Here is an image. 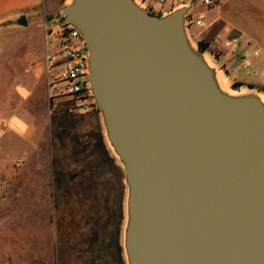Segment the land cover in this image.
I'll list each match as a JSON object with an SVG mask.
<instances>
[{
    "label": "water",
    "instance_id": "obj_1",
    "mask_svg": "<svg viewBox=\"0 0 264 264\" xmlns=\"http://www.w3.org/2000/svg\"><path fill=\"white\" fill-rule=\"evenodd\" d=\"M194 0H62L122 170L124 264H264V89L189 30ZM16 22L26 25L24 13Z\"/></svg>",
    "mask_w": 264,
    "mask_h": 264
},
{
    "label": "rangeland",
    "instance_id": "obj_2",
    "mask_svg": "<svg viewBox=\"0 0 264 264\" xmlns=\"http://www.w3.org/2000/svg\"><path fill=\"white\" fill-rule=\"evenodd\" d=\"M218 1L210 9L197 0L203 26L215 12L261 40L235 34L236 50L210 48L231 83L264 89V0ZM146 2L154 11L169 7ZM201 27L190 24L194 36ZM53 33L45 36L44 24L31 20H0V264H124L122 170L105 147L93 102L81 113L68 109L64 95L48 100L45 40L51 51Z\"/></svg>",
    "mask_w": 264,
    "mask_h": 264
},
{
    "label": "built area",
    "instance_id": "obj_3",
    "mask_svg": "<svg viewBox=\"0 0 264 264\" xmlns=\"http://www.w3.org/2000/svg\"><path fill=\"white\" fill-rule=\"evenodd\" d=\"M164 3L167 0H158ZM183 0H172L171 5ZM202 5H213L216 0H199ZM52 20L55 26L46 28V21ZM44 22L45 36L52 34L53 31L57 41L52 45V50L46 49L45 40L44 67L48 73L47 84L52 90L48 93V100L52 103L58 95H64L68 100L70 111L85 112L89 109L92 98L86 84V55L87 48L78 30L68 25L59 14L48 18ZM188 22L203 24V13L197 10V0H194V7L188 14ZM53 30V31H52ZM214 42L236 50L238 45L237 37L215 38ZM57 68V72L51 70Z\"/></svg>",
    "mask_w": 264,
    "mask_h": 264
},
{
    "label": "crops",
    "instance_id": "obj_4",
    "mask_svg": "<svg viewBox=\"0 0 264 264\" xmlns=\"http://www.w3.org/2000/svg\"><path fill=\"white\" fill-rule=\"evenodd\" d=\"M171 1L172 0H167L164 2L169 6L168 8L172 6ZM144 2L148 5L146 0H144ZM60 4L61 0H0V20H10V22H13L17 20L20 14L24 13L26 20H31L35 22L36 25H42L44 24L45 20L58 13ZM214 4L215 5H212L210 9H215L218 7L220 5V1L217 3L215 2ZM150 9L156 13L161 12L156 10L154 11V9L151 7ZM190 24L191 23H189V30ZM201 26L202 27L198 29L196 36L192 34L191 30L190 33L198 42L201 41L208 43V48L214 46L215 36L229 38L231 36H235V34L240 36L251 34L257 41L261 40L258 36L253 35L251 31L247 30L242 25L239 26L235 20L221 19L215 15V12L210 16V20H208L204 26L203 24ZM219 45H221V47L217 46L218 49L225 50L226 46L220 43ZM256 62L260 65L263 61L257 58ZM229 64L232 65V61H230Z\"/></svg>",
    "mask_w": 264,
    "mask_h": 264
},
{
    "label": "trees",
    "instance_id": "obj_5",
    "mask_svg": "<svg viewBox=\"0 0 264 264\" xmlns=\"http://www.w3.org/2000/svg\"><path fill=\"white\" fill-rule=\"evenodd\" d=\"M199 46H200V48L204 49V48H207L208 47V43L199 41ZM240 83H242V82L241 81H235L233 84L234 85H238Z\"/></svg>",
    "mask_w": 264,
    "mask_h": 264
},
{
    "label": "flooded vegetation",
    "instance_id": "obj_6",
    "mask_svg": "<svg viewBox=\"0 0 264 264\" xmlns=\"http://www.w3.org/2000/svg\"><path fill=\"white\" fill-rule=\"evenodd\" d=\"M234 82H235V81H234ZM234 82H233V83H234Z\"/></svg>",
    "mask_w": 264,
    "mask_h": 264
}]
</instances>
